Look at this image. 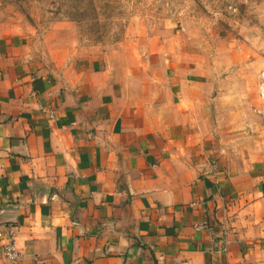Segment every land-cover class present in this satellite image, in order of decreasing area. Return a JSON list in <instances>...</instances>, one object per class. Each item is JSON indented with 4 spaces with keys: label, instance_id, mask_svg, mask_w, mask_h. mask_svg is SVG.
Here are the masks:
<instances>
[{
    "label": "crops",
    "instance_id": "0c3cea01",
    "mask_svg": "<svg viewBox=\"0 0 264 264\" xmlns=\"http://www.w3.org/2000/svg\"><path fill=\"white\" fill-rule=\"evenodd\" d=\"M8 40L0 264H264V138L224 135L252 115L246 71L136 67L128 50L61 67Z\"/></svg>",
    "mask_w": 264,
    "mask_h": 264
},
{
    "label": "rangeland",
    "instance_id": "374dc122",
    "mask_svg": "<svg viewBox=\"0 0 264 264\" xmlns=\"http://www.w3.org/2000/svg\"><path fill=\"white\" fill-rule=\"evenodd\" d=\"M10 37L61 67L128 50L136 67L140 58L160 64L156 53L171 71H224L229 81L231 71H246L240 101L252 115L241 111L242 121L226 124L224 135L264 138V0H0V44Z\"/></svg>",
    "mask_w": 264,
    "mask_h": 264
},
{
    "label": "built area",
    "instance_id": "2783aa9c",
    "mask_svg": "<svg viewBox=\"0 0 264 264\" xmlns=\"http://www.w3.org/2000/svg\"><path fill=\"white\" fill-rule=\"evenodd\" d=\"M259 98L262 102H264V69L259 74ZM52 117V115H49ZM6 256L13 258L14 257V250L12 246H8L6 249Z\"/></svg>",
    "mask_w": 264,
    "mask_h": 264
}]
</instances>
